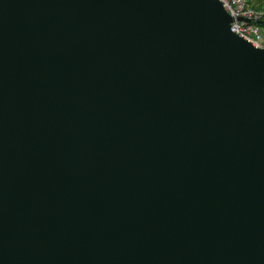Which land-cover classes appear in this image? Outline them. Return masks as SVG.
Returning <instances> with one entry per match:
<instances>
[{"label":"water","instance_id":"1","mask_svg":"<svg viewBox=\"0 0 264 264\" xmlns=\"http://www.w3.org/2000/svg\"><path fill=\"white\" fill-rule=\"evenodd\" d=\"M232 22L0 0V264H264V49Z\"/></svg>","mask_w":264,"mask_h":264},{"label":"built area","instance_id":"2","mask_svg":"<svg viewBox=\"0 0 264 264\" xmlns=\"http://www.w3.org/2000/svg\"><path fill=\"white\" fill-rule=\"evenodd\" d=\"M233 18L231 31L253 46L264 49V10L254 8L249 0H217ZM242 18L243 20H239Z\"/></svg>","mask_w":264,"mask_h":264},{"label":"trees","instance_id":"3","mask_svg":"<svg viewBox=\"0 0 264 264\" xmlns=\"http://www.w3.org/2000/svg\"><path fill=\"white\" fill-rule=\"evenodd\" d=\"M249 2L254 8L264 10V0H249ZM261 26L264 28V22L261 23Z\"/></svg>","mask_w":264,"mask_h":264}]
</instances>
